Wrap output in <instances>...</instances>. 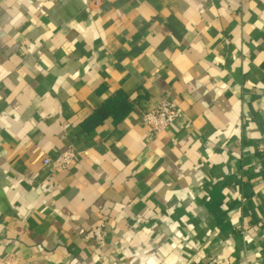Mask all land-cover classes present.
<instances>
[{
	"label": "crops",
	"instance_id": "crops-1",
	"mask_svg": "<svg viewBox=\"0 0 264 264\" xmlns=\"http://www.w3.org/2000/svg\"><path fill=\"white\" fill-rule=\"evenodd\" d=\"M0 264H264V0H0Z\"/></svg>",
	"mask_w": 264,
	"mask_h": 264
},
{
	"label": "built area",
	"instance_id": "built-area-1",
	"mask_svg": "<svg viewBox=\"0 0 264 264\" xmlns=\"http://www.w3.org/2000/svg\"><path fill=\"white\" fill-rule=\"evenodd\" d=\"M212 1V0H208ZM182 116L179 106L172 100H164L154 108L143 113V120L152 132H160L168 128L176 119ZM77 158V151L74 148H67L57 156H46L44 165L51 171L64 170ZM87 238L96 240L99 246L107 242L105 224L93 226L86 234Z\"/></svg>",
	"mask_w": 264,
	"mask_h": 264
},
{
	"label": "trees",
	"instance_id": "trees-1",
	"mask_svg": "<svg viewBox=\"0 0 264 264\" xmlns=\"http://www.w3.org/2000/svg\"><path fill=\"white\" fill-rule=\"evenodd\" d=\"M130 109L131 105L127 102L126 95L119 92L116 97L107 99L100 108L95 110L89 120L99 122L108 116L120 120Z\"/></svg>",
	"mask_w": 264,
	"mask_h": 264
}]
</instances>
